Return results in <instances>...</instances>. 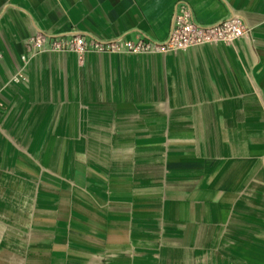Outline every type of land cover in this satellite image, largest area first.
<instances>
[{
    "label": "crops",
    "instance_id": "crops-1",
    "mask_svg": "<svg viewBox=\"0 0 264 264\" xmlns=\"http://www.w3.org/2000/svg\"><path fill=\"white\" fill-rule=\"evenodd\" d=\"M231 42H160L177 2ZM0 264H264V0H0Z\"/></svg>",
    "mask_w": 264,
    "mask_h": 264
},
{
    "label": "built area",
    "instance_id": "built-area-1",
    "mask_svg": "<svg viewBox=\"0 0 264 264\" xmlns=\"http://www.w3.org/2000/svg\"><path fill=\"white\" fill-rule=\"evenodd\" d=\"M247 29L239 19H229L212 26L195 21L191 10L182 1L177 2L168 35L163 41L145 38L137 40L97 41L83 35H37L30 39V53L42 51H68L81 56L87 52L158 53L187 50L196 45L231 42L242 37Z\"/></svg>",
    "mask_w": 264,
    "mask_h": 264
}]
</instances>
